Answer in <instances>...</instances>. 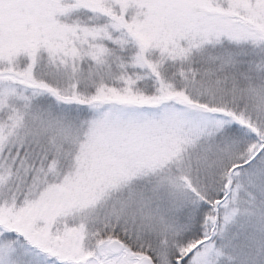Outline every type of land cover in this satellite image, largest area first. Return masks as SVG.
<instances>
[{"label":"snow or ice","instance_id":"6c2138e0","mask_svg":"<svg viewBox=\"0 0 264 264\" xmlns=\"http://www.w3.org/2000/svg\"><path fill=\"white\" fill-rule=\"evenodd\" d=\"M0 264H264V0H0Z\"/></svg>","mask_w":264,"mask_h":264}]
</instances>
